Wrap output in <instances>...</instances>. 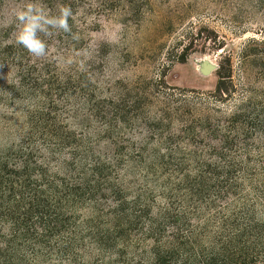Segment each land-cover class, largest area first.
<instances>
[{"label":"trees","instance_id":"trees-1","mask_svg":"<svg viewBox=\"0 0 264 264\" xmlns=\"http://www.w3.org/2000/svg\"><path fill=\"white\" fill-rule=\"evenodd\" d=\"M83 1L46 0L44 17L72 15L38 31L43 56L17 17L0 27V264H264V92L228 108L107 75L101 47L80 62L98 25L73 19Z\"/></svg>","mask_w":264,"mask_h":264},{"label":"rangeland","instance_id":"rangeland-1","mask_svg":"<svg viewBox=\"0 0 264 264\" xmlns=\"http://www.w3.org/2000/svg\"><path fill=\"white\" fill-rule=\"evenodd\" d=\"M30 4L48 9L46 0H6L0 27L11 25ZM100 5L106 8L97 10ZM89 7L93 10L86 14ZM73 19L98 24L86 31L77 58L87 61L101 47L107 75L161 79L170 87L217 94L228 108L242 99L259 102L264 92L259 67L264 0H84ZM226 55L231 60L229 92L218 93V68ZM206 60L216 64L209 73L203 71ZM1 128L0 144H5Z\"/></svg>","mask_w":264,"mask_h":264},{"label":"clouds","instance_id":"clouds-1","mask_svg":"<svg viewBox=\"0 0 264 264\" xmlns=\"http://www.w3.org/2000/svg\"><path fill=\"white\" fill-rule=\"evenodd\" d=\"M41 12V9L30 4L26 10L17 15V19L22 24V28L16 37L17 42L37 57L43 56L46 48L44 40L37 35L38 31H44L45 24L53 27L58 26L60 29L68 31V18L72 15L71 9L68 7L60 9L61 15L59 18H46Z\"/></svg>","mask_w":264,"mask_h":264},{"label":"water","instance_id":"water-1","mask_svg":"<svg viewBox=\"0 0 264 264\" xmlns=\"http://www.w3.org/2000/svg\"><path fill=\"white\" fill-rule=\"evenodd\" d=\"M215 67H216V64H214V63H212V62L206 60V61H205V64H204V67H203V71H204L205 73H209V72H211L213 69H215Z\"/></svg>","mask_w":264,"mask_h":264}]
</instances>
